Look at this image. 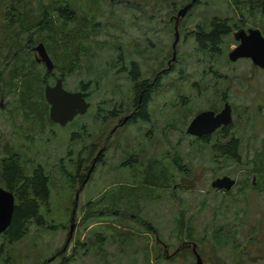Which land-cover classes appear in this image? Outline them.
Listing matches in <instances>:
<instances>
[{
    "label": "rangeland",
    "instance_id": "374dc122",
    "mask_svg": "<svg viewBox=\"0 0 264 264\" xmlns=\"http://www.w3.org/2000/svg\"><path fill=\"white\" fill-rule=\"evenodd\" d=\"M67 1L74 15L67 27L83 29L86 38L81 41L85 50L61 76L62 86L72 91L83 85L89 106L60 126L48 119L47 110L44 116L21 109L17 90L0 86V158L17 152L25 168L39 164L49 183L47 210L40 208L42 225L29 222L25 235L9 246H3L0 236V264H43L62 246L79 185L70 186L67 173L79 161L84 175L96 151L98 157L77 192L69 242L48 264L69 253L68 264H193L189 249L166 256L190 240L187 232L206 264H264V177L256 170L258 163L264 165V70L248 58H227L236 44L235 30L257 28L264 37L262 0H197L179 20L173 60L172 22L167 19L188 0ZM12 3L13 15L28 24L44 14L52 17L50 8L60 0ZM211 17L226 18L231 25L218 55L198 51L190 35L196 25L206 27ZM33 30L31 26V46L43 33ZM19 36L18 46L26 32ZM130 61L138 65L139 80L150 81L160 69L166 72L157 74L149 94L148 121H124L108 135L133 106V83L126 71ZM11 62L8 58L0 66L3 79ZM63 63L53 66V77ZM223 101L231 110L228 135L239 141L238 162L212 153L217 130L207 143L185 132L194 113L217 111ZM129 156L136 164L121 166ZM174 156L183 172L175 167ZM146 175L153 184L144 185ZM221 175L234 180L227 191L209 185ZM87 203L94 211L85 215ZM141 220L153 230L147 231ZM94 233L103 240L96 243Z\"/></svg>",
    "mask_w": 264,
    "mask_h": 264
},
{
    "label": "trees",
    "instance_id": "16d2710c",
    "mask_svg": "<svg viewBox=\"0 0 264 264\" xmlns=\"http://www.w3.org/2000/svg\"><path fill=\"white\" fill-rule=\"evenodd\" d=\"M195 3H197V0L192 5ZM263 3L264 0H262ZM2 4L3 7L0 9V16L2 17V23L0 24V61L2 63L0 66H6L3 62L8 58L12 62L11 67L6 71V79H3L0 73V86H6L11 92L17 90L15 100L21 109H27L34 113L40 112V115L45 116L47 105L42 96V83L48 81V76L40 66H36L37 64L33 58L28 55L30 53V44L34 41L32 32H29V28L33 26V31L35 32L43 30V33L36 40H40L46 52L50 54L49 58H51L54 68L58 62H64L61 67L64 66V68H67L68 66V69L65 71H61V67H57V70L60 71L58 74L60 77L64 73L69 72V68L73 66L72 60H76L77 53L84 49L81 41L86 38V33L81 28L67 27V23L74 18L73 10L70 8V1L60 0V3L57 5L53 4L50 8L52 17L50 13H48L49 17L47 14H44L41 15L40 19L29 22L28 24H23L20 21L21 17L19 18V15H16V13L13 15L12 9L14 3H12V0H4ZM56 19H60V21ZM230 31L231 25L226 18L211 17L206 27L196 25L190 32V35L198 51L206 52L210 55H218L221 53L220 44L222 37ZM21 32H26V36L22 38L23 43L18 46V41L20 40L19 34ZM16 47H18L19 53L13 54L15 52L13 48ZM21 54L25 55L24 58L21 57ZM35 66L37 69L34 68ZM126 71L129 79L133 83L132 104L135 106L127 122H134L135 120L146 122L148 121L149 115L147 110L149 94L157 83L155 81L153 85L145 88L144 84L147 81L145 79L139 80L140 72L135 61L128 63ZM142 89L143 91L140 93ZM76 90H84L83 85H79ZM110 114H114V110L110 111ZM228 130L229 125L218 129L219 137L211 143L210 149L216 155L227 157L234 162H238L239 141L236 137L229 136ZM211 135H203L195 139L207 143L211 140ZM224 138L225 140L222 141ZM173 162L177 170L183 172L180 165V158L174 156ZM133 164H136V161L133 157L129 156L125 158L121 166L132 167ZM73 166L72 172L67 173V180L70 186H74L75 183H80L84 176L79 172V161ZM257 166L256 170L262 171V177H264V165L258 163ZM29 167L30 169L28 170L27 168ZM29 167L25 168L24 162L17 152L8 153L0 158V184L13 195V210L10 220L0 235L4 239L3 246H9V244L20 240L25 235L29 222H34L37 226L43 223L40 208L42 207L47 210L49 195L48 176L39 164ZM146 167L149 168L148 166ZM160 171L163 174L161 169ZM150 174L156 175L152 171ZM147 178L150 177L148 175L143 177L144 185L147 183L153 184V180H148ZM87 204L85 215L90 212L93 213L94 211L91 210V203ZM100 212L103 213L102 210ZM85 215L83 218H85ZM140 222L147 231L153 230L149 222L143 220ZM185 237L190 240L193 239L189 232L186 233ZM93 238L98 243L103 240L104 236L100 233H94ZM217 238L214 237L215 242L218 240ZM76 244L83 246L82 243L76 242ZM0 247L1 250H4V247ZM71 256L72 253L65 256L61 255L57 264H68ZM4 260H6V256Z\"/></svg>",
    "mask_w": 264,
    "mask_h": 264
},
{
    "label": "water",
    "instance_id": "95a60500",
    "mask_svg": "<svg viewBox=\"0 0 264 264\" xmlns=\"http://www.w3.org/2000/svg\"><path fill=\"white\" fill-rule=\"evenodd\" d=\"M195 0H188L181 5L172 16V35L171 42V57L174 58V45L178 37V23L180 18L187 12ZM233 39L237 41V44L227 52V58L233 61L238 58H248L252 65L257 66L264 70V37L261 35L257 28H247L246 30L237 29L232 34ZM37 53V61H41L46 71H50L53 68L51 59L48 57L43 45L39 42L34 47ZM43 99L47 104V117L52 123H56L60 126L65 125L72 120L76 115L83 114L89 106L88 101L81 91H70L62 87L61 79L57 77L52 84H44L42 89ZM126 119L123 117L122 121ZM231 121L230 107L227 102H223L222 107L217 112H213L210 109L200 110L195 113L186 125L185 131L187 134L199 137L205 134H209L218 127L226 126ZM115 126L112 127V132ZM98 152L91 160V163L86 170L81 182L74 193V200L70 211L69 225L65 234L62 247L55 252L61 253L64 251L66 245L69 242L73 229V213L75 201L77 198V192L81 185L85 182L88 172L96 160ZM234 184V180L227 175H221L213 178L210 181V187L215 189L229 190ZM13 210V195L7 189L0 187V233L7 227L10 216ZM188 244V243H185ZM191 252L194 257L193 264H206L204 263L195 249V244H191ZM54 254V255H55ZM54 255L46 259L45 264L50 261Z\"/></svg>",
    "mask_w": 264,
    "mask_h": 264
},
{
    "label": "flooded vegetation",
    "instance_id": "af4514ba",
    "mask_svg": "<svg viewBox=\"0 0 264 264\" xmlns=\"http://www.w3.org/2000/svg\"><path fill=\"white\" fill-rule=\"evenodd\" d=\"M175 12H176V11H175ZM172 16H173V15H170V16L168 17V19H167L168 22H172V19H171ZM171 25H172V24H171ZM247 28H249V27H247ZM247 28H246V29H247ZM239 29H240V28H239ZM241 29H242V28H241ZM246 29H243V30H246ZM235 31H236V30H235ZM232 34H233V33H232ZM232 37H233V36H232ZM235 41H236V40H235ZM39 42H40V41H37L36 44L30 46L29 49H30V52L32 53V57H33L34 62H35L36 64L40 65V66L43 68V70H44L43 72L46 73L47 76H48V78H47L48 81L45 82V83H42V89H43V85H44V84H52L53 81H54L57 77H59V78L61 79V84H62V78H61L60 76H55V77H53V74L51 73L52 70H53V68H52L50 71H46L45 68H44L43 63H42L41 61H37V60H36V58H37L38 56H37V53H36V50L34 49V47H35V46L37 45V43H39ZM40 43H41V42H40ZM41 44H42V43H41ZM236 44H237V41H236ZM236 44H235V45H236ZM42 45H43V44H42ZM43 47H44V46H43ZM170 47H171V46H170ZM44 49H45V48H44ZM45 51H46V50H45ZM46 53H47V52H46ZM47 55H48V54H47ZM48 57H49V56H48ZM117 58H118V60L121 59V55H120V54L117 55ZM169 64H170V63H169V61L167 60V61H166V66H165L166 69H169V68H170V65H169ZM127 65H128V64H127ZM165 68H164V69H160V71H158L157 73H155L156 75L154 74L153 78H152L150 81H147V82L144 84V87H145V88H148L150 85H153V83H154L155 81H157V80H155L156 77H157V74H160L161 72H162V73L166 72V69H165ZM50 80H52V83H49ZM129 80H130V79H129ZM142 80H143V79H142ZM130 81H131V80H130ZM62 87H63V86H62ZM64 89H65V88H64ZM66 90H67V89H66ZM72 91H80V90H72ZM142 91H143V89L140 90V93H141ZM82 93H83V92H82ZM42 95H43V94H42ZM83 95H84V94H83ZM84 97H85V95H84ZM0 100H1V99H0ZM85 100H86V99H85ZM223 102H226V101H223ZM223 102H222V104H223ZM47 107H48V106H47ZM221 107H222V105H221ZM221 107H220V108H221ZM229 107H230V106H229ZM220 108H219V109H220ZM134 109H135V106H132L131 110H130L129 112H127L126 115H124V116H126V119H125L124 121H127V119L129 118V116L131 115V113L134 111ZM219 109H218L217 111H219ZM203 110H204V109H203ZM210 110H211V109H210ZM212 111H213L214 113L217 112V111H215V109L212 110ZM197 112H198V111H197ZM197 112H196V113H197ZM194 114H195V113H194ZM230 115H231V110H230ZM124 116H122L120 119H118V120H117V123L113 125V126H115V128H114L113 130H115V129L118 128L120 125H122V123L124 122V121H122V119H123ZM191 118H192V117H191ZM191 118H190V119H191ZM190 119H189V120H190ZM188 122H189V121H188ZM188 122H187V123H188ZM186 125H187V124H186ZM227 125H229V123H228ZM227 125H226V126H227ZM223 127H224V126H223ZM185 128H186V127H185ZM220 128H222V127H218V128L215 129L214 131H216V130L218 131V129H220ZM113 130H112V131H113ZM214 131H212V132H214ZM185 132H186V131H185ZM212 132H211V133H212ZM211 133H209V134H205V135H210ZM191 136H192V135H191ZM202 136H203V135H202ZM193 137H195V136H193ZM199 137H201V136H199ZM199 137H195V138H199ZM96 153H97V151H96ZM96 153H95V155H96ZM98 154H99V151H98ZM98 154H97V157H98ZM95 155H94V156H95ZM97 157H96V159H97ZM209 185H210V183H209ZM0 187H2V186H0ZM3 188H4V187H3ZM219 190H220V189H219ZM221 190H222V189H221ZM223 191H225V190H223ZM1 234H2V232L0 233V235H1ZM185 243H188V244H185ZM192 243L195 244V249H196V251H197V248H196L197 245H196V243H195L194 241H191V240H184V241H182L183 246H182V245H178L177 248L174 249V250L171 252L170 255H166V256L171 257V256L177 251V249H179V248H181V247H182L181 249H189L190 253L192 254V252H191V244H192ZM184 244H185V246H184ZM0 246H1V245H0ZM61 247H62V246H61ZM61 247H60V248H61ZM60 248H59V249H60ZM59 249H57L56 251H58ZM0 251L2 252L1 247H0ZM56 251H55V252H56ZM55 252H54L52 255H54ZM62 252H63V251H62ZM62 252H61V253H62ZM61 253H56V254L54 255L53 258H55L57 255H59V254H61ZM197 253H198V252H197ZM0 254H1V253H0ZM198 254H199V253H198ZM52 255H50V256H52ZM192 256H193V254H192ZM168 257H167V258H168ZM47 258H49V257H47ZM47 258H46V259H47ZM53 258H52V259H53ZM200 258H201V257H200ZM46 259H45V261H46ZM52 259H51V260H52ZM51 260H50V261H51ZM201 260H202V259H201ZM45 261L43 262V264H45ZM50 261H48L47 264H48ZM193 262H194V257H193Z\"/></svg>",
    "mask_w": 264,
    "mask_h": 264
},
{
    "label": "bare ground",
    "instance_id": "6f19581e",
    "mask_svg": "<svg viewBox=\"0 0 264 264\" xmlns=\"http://www.w3.org/2000/svg\"><path fill=\"white\" fill-rule=\"evenodd\" d=\"M165 249V248H164Z\"/></svg>",
    "mask_w": 264,
    "mask_h": 264
}]
</instances>
